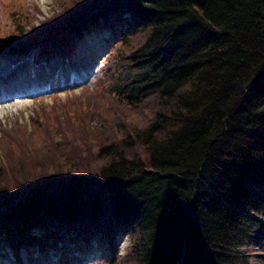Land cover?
<instances>
[{"label":"trees","instance_id":"trees-1","mask_svg":"<svg viewBox=\"0 0 264 264\" xmlns=\"http://www.w3.org/2000/svg\"><path fill=\"white\" fill-rule=\"evenodd\" d=\"M55 5L40 28L12 22L8 49L51 55L85 27H117L96 80L114 112L38 115L39 145L2 128L0 252L120 231L116 264H264V0Z\"/></svg>","mask_w":264,"mask_h":264},{"label":"rangeland","instance_id":"rangeland-1","mask_svg":"<svg viewBox=\"0 0 264 264\" xmlns=\"http://www.w3.org/2000/svg\"><path fill=\"white\" fill-rule=\"evenodd\" d=\"M57 1L59 2V0H0V80L10 71L8 66L11 65L12 61L14 63L19 62L20 64H25L30 61V58L26 57V55L18 56L15 54L2 53L6 50V47L13 44V42L5 44L8 38L12 36L11 23L18 21L23 23V21L25 22L27 20L26 29H29L31 25L40 28L42 25V18L49 15L52 10H55L54 4ZM35 9H38L40 12L37 13L38 10L35 11ZM11 16L19 18V20H13ZM33 16H35L34 19ZM29 22H31L30 25H28ZM56 27H58V25H52V29ZM52 29L51 31H53ZM109 34L108 31H101L95 34L97 44L102 48L100 54L97 56L92 55L94 57L92 59H88L86 55V53L89 52L90 54V51H92V49L89 48L84 52L78 50L79 52H75L68 57V60L64 61L63 65H61V61H55L54 63L51 61L46 64L48 65L47 67H43L44 62H42V65H40L42 70L39 66L37 69L38 73L35 74L33 78V85H35V83L38 84V87H40L39 90L43 95L39 97L37 95L36 97L34 96L33 100L35 102L31 101V98H22V100L30 101L29 106L25 108L20 104L16 106L19 102L16 103L15 95H13L12 92L4 90L7 91L6 94L9 95L7 97H11V99L4 100L7 102L5 104L3 102L0 108V142L2 139V128L12 127L13 125L17 126L15 124L18 123L21 129L16 131L13 138L23 141L26 139V133H30V131L33 133L34 131L35 133H33V136L36 139V143L39 145L42 141H40L39 137L35 136L37 135V131L33 128L32 119L36 116L39 118L38 115H44L45 118L47 114H52V110L55 109L56 112L54 111L52 115L55 114L59 116V118L70 115V113L74 111L80 113V111L84 109L87 110L86 108L92 109V107H103L105 111L111 108V113H107L106 116H113L114 109H112L109 104L108 94L105 92L106 90L104 87L105 82L96 83V80L102 75L100 71L108 54L107 49L109 50V48L115 45V39L109 38ZM88 60L91 61L89 62ZM67 63H70L69 67ZM87 63H89L87 66H83V64ZM54 68L59 70V73L55 77H53L54 71H52ZM44 69H46V71ZM40 75H45L47 79L40 80L38 78ZM100 80H102V77ZM45 83L46 87H50L49 94H44L42 91L43 84ZM105 111L102 114L103 116L105 115ZM90 124L94 127L96 125L95 120L93 119ZM54 136L56 139H59L56 133ZM115 239L118 242V251L115 254L118 258H116V260H112V257H110L107 251L108 245L106 244V236L104 237L103 234H96V237L93 239L91 237L86 242L82 241L83 243L79 244L72 243L67 246V256H71L69 257V262H71V264H115L116 261H118L117 259L120 261V258L126 254L129 245V240L126 236L118 234ZM62 252L63 250L60 249L59 245L58 249L46 250L43 257L37 252H33L34 258L35 254L40 255L36 259H27L25 255L23 257V262L25 261L24 264H62L58 259ZM0 254V264H15L13 260L6 256L7 254L5 255L4 252ZM249 261L251 264H260V259L255 256H251Z\"/></svg>","mask_w":264,"mask_h":264},{"label":"bare ground","instance_id":"bare-ground-1","mask_svg":"<svg viewBox=\"0 0 264 264\" xmlns=\"http://www.w3.org/2000/svg\"><path fill=\"white\" fill-rule=\"evenodd\" d=\"M89 48H92V51H90V54H89V52L86 53V55L88 56L87 58H94L92 55L97 56L101 52L102 47L97 44L95 34H85L84 35V41H82V43L79 47V50L84 52V51H87ZM28 65H29V62L25 63V64H20L16 67L14 66V68L11 69L10 71H8V74L5 77H3L2 80H0V82H1L0 87L2 85H5L3 87H7V86H10V84H12V87H9L8 90H10V92L16 93L18 91V88H17V83L15 81V77L17 76V74L19 72L24 71L28 67ZM22 74L25 75L24 72ZM0 97H2V96H0ZM3 97L5 98L7 96H3ZM3 102H7V101H3ZM29 102H30L29 100H21L20 98H17L16 103H18V104H16V106H18L20 104L23 108H25V107L29 106ZM2 103L0 102V108L3 105Z\"/></svg>","mask_w":264,"mask_h":264}]
</instances>
